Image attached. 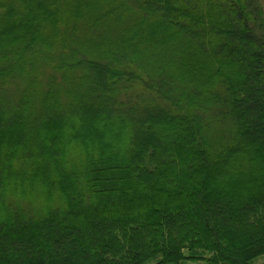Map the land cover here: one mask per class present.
Returning <instances> with one entry per match:
<instances>
[{"label":"trees","instance_id":"trees-1","mask_svg":"<svg viewBox=\"0 0 264 264\" xmlns=\"http://www.w3.org/2000/svg\"><path fill=\"white\" fill-rule=\"evenodd\" d=\"M263 259L264 0H0V264Z\"/></svg>","mask_w":264,"mask_h":264},{"label":"rangeland","instance_id":"rangeland-1","mask_svg":"<svg viewBox=\"0 0 264 264\" xmlns=\"http://www.w3.org/2000/svg\"><path fill=\"white\" fill-rule=\"evenodd\" d=\"M259 262H260V264H261V263L263 264V263H264V259L261 260V261H259ZM259 262H258V263H259ZM186 264H207V263L202 261V262H197V263H196V262H188V263H186Z\"/></svg>","mask_w":264,"mask_h":264}]
</instances>
